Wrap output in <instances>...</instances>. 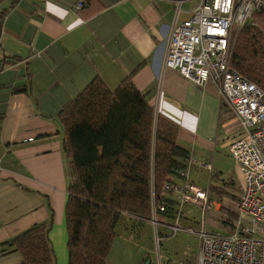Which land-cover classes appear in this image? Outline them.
<instances>
[{"label": "crops", "instance_id": "0c3cea01", "mask_svg": "<svg viewBox=\"0 0 264 264\" xmlns=\"http://www.w3.org/2000/svg\"><path fill=\"white\" fill-rule=\"evenodd\" d=\"M77 1L0 0V244L47 223L55 264L68 260V170L57 115L95 77L113 90L130 76L154 112L177 124L178 144L195 159L186 165L193 183L202 187L200 162L224 159L232 169L223 186L242 182L224 137L233 114L217 86L212 81L198 86L163 62L173 25L188 19L198 0L179 5L175 0H83L76 8ZM232 193L221 188L215 203L235 210L239 188L230 199ZM206 224L220 226L223 233L232 230V223L209 218ZM157 230L164 237L162 264H194L196 234L170 237L166 227ZM21 260L10 247L0 253V264ZM157 263L150 257V264Z\"/></svg>", "mask_w": 264, "mask_h": 264}, {"label": "trees", "instance_id": "16d2710c", "mask_svg": "<svg viewBox=\"0 0 264 264\" xmlns=\"http://www.w3.org/2000/svg\"><path fill=\"white\" fill-rule=\"evenodd\" d=\"M254 13L264 11L252 13L256 20ZM255 23L238 30L230 65L264 90V26ZM57 116L68 170L67 264H106L119 218L146 221L151 202L165 206L159 221L176 216L163 187L178 180L189 153L177 142V124L154 112L130 76L113 90L93 78ZM48 232L47 223L33 225L1 243L0 253L10 247L22 256L18 264H55Z\"/></svg>", "mask_w": 264, "mask_h": 264}, {"label": "built area", "instance_id": "2783aa9c", "mask_svg": "<svg viewBox=\"0 0 264 264\" xmlns=\"http://www.w3.org/2000/svg\"><path fill=\"white\" fill-rule=\"evenodd\" d=\"M182 1L175 0L177 5ZM83 5L78 0L75 7ZM256 11H264V0H198L191 16L173 25L168 35L164 64L198 86L214 82L233 114L224 137L242 175L235 207L238 220L229 233L206 229L205 218L216 203L205 188L191 181L187 169L180 171L178 180L165 183L163 190L173 194L177 203L200 207L198 227L184 225L179 212L170 222L159 221L157 212L165 206L151 202L147 221L153 225L155 245L164 238L157 231L160 226L169 230L170 237L179 232L196 234L199 248L194 264H264V90L230 65L236 32ZM194 161L188 157L187 164ZM200 165L212 170L210 163Z\"/></svg>", "mask_w": 264, "mask_h": 264}, {"label": "rangeland", "instance_id": "374dc122", "mask_svg": "<svg viewBox=\"0 0 264 264\" xmlns=\"http://www.w3.org/2000/svg\"><path fill=\"white\" fill-rule=\"evenodd\" d=\"M254 18L264 26V13H254ZM252 17L249 20L250 24L256 25ZM255 21V22H254ZM248 22V23H249ZM237 35V32H236ZM236 35H235V40H236ZM235 44V42H234ZM220 161H216L214 163H210L213 165L212 171L203 170L205 175H199L198 177V183L201 184L203 188H205L208 191L209 197L212 201L215 202V200H218L220 195L218 194V191L222 188L227 191H232V195H230V199L233 198L234 193H238V188L240 192V187L238 183L231 185L226 184L223 186L224 182H228L227 175L229 174L230 169H232V164L231 161L224 159L221 164H219ZM219 164V166H218ZM218 166V167H217ZM214 168H220L221 171H218L217 169ZM190 177V175H189ZM223 180V178H225ZM164 191V190H163ZM168 192V197L172 199V201H175V207L176 211L179 213V220L182 221L183 223H186L188 225H192L193 227L199 226V221L201 220V214H200V207L195 206L190 203H177V199L175 196L169 191ZM225 196V195H223ZM177 201V202H176ZM233 201V200H232ZM235 201L232 202V205H234ZM216 210L217 213L212 216V212L207 215L205 218V221L208 220L209 218L214 220L215 223H218L219 225H229L232 223H236L238 220V215L236 214L235 210L228 209L226 206L222 205H217ZM226 210L222 211L221 209ZM219 212V213H218ZM177 213V212H176ZM147 221V220H146ZM196 224V225H195ZM206 229L209 231H216L219 233H223L224 231L220 226L219 227H210L208 224H206ZM153 225L151 222H145L144 220H137L133 217L124 215L121 218H119L117 224H116V232L117 236L115 238V241L113 242L109 253L106 257V264H136L139 261V258L143 255L144 252H147V255H149L152 258L153 262L158 261L159 264H162V255L158 256L161 252V247H162V240L160 242V245L158 246L157 244L155 245L154 237H153ZM158 231V230H157ZM159 258H158V257ZM66 260V263L67 264Z\"/></svg>", "mask_w": 264, "mask_h": 264}, {"label": "water", "instance_id": "95a60500", "mask_svg": "<svg viewBox=\"0 0 264 264\" xmlns=\"http://www.w3.org/2000/svg\"><path fill=\"white\" fill-rule=\"evenodd\" d=\"M142 264H150V256L146 255L142 261Z\"/></svg>", "mask_w": 264, "mask_h": 264}]
</instances>
